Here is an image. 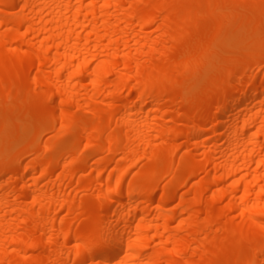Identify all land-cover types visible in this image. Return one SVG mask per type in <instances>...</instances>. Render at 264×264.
Wrapping results in <instances>:
<instances>
[{"label":"bare ground","instance_id":"1","mask_svg":"<svg viewBox=\"0 0 264 264\" xmlns=\"http://www.w3.org/2000/svg\"><path fill=\"white\" fill-rule=\"evenodd\" d=\"M0 264H264V2L0 0Z\"/></svg>","mask_w":264,"mask_h":264},{"label":"rangeland","instance_id":"2","mask_svg":"<svg viewBox=\"0 0 264 264\" xmlns=\"http://www.w3.org/2000/svg\"><path fill=\"white\" fill-rule=\"evenodd\" d=\"M257 1V0H255ZM262 2H264V0H260ZM189 2L186 1L184 2V4H188ZM179 9V6H174L173 9H172V12L173 13H176ZM252 17H248L247 20L249 22L252 21ZM203 31H204V35L199 38L196 42V45L199 49H204L210 42L213 38H215L217 35H219L220 33H223L224 31H219L215 26H204L203 27ZM166 32V28H163L161 30H155V27H152V28H149L147 30H145V32L142 34V37L143 38H154V39H159V38H162L163 35L165 34ZM234 43V42H233ZM239 53L237 52H228V55H231V56H238ZM240 55V54H239ZM4 63L7 67V69L5 71L2 72V77L4 80H8L10 79V77L13 75L14 71L11 69L12 65L14 64L13 60H11L10 58L8 57H5L4 59ZM93 66H95V63L93 64ZM114 80V77H110L109 78V81H113ZM219 82H216V85H218ZM89 89V88H88ZM9 93V92H8ZM49 122H46V125H48ZM45 134L47 136H50L53 134V130H50L48 129ZM39 143H42L41 141H39ZM25 162L23 163L22 167L25 166ZM153 164H151L150 166H152ZM22 172V170L20 171V173ZM199 181V178H196L190 182H188V185L183 189L184 191L187 190L189 193L187 194V198H193L194 196V190L197 186V182ZM194 211V210H193ZM60 217H63V214H61ZM203 217L208 220L209 222H215L217 219L221 221L224 220V218H218L216 214H206V215H203ZM218 229H220V226H217ZM235 246V243L234 242H230V243H225V245L223 246V251L226 252V253H230L231 251H233V248ZM246 255L241 257L239 259V262L242 263L245 259H246ZM199 259V255L196 254V256L194 257V260L195 261H198Z\"/></svg>","mask_w":264,"mask_h":264}]
</instances>
